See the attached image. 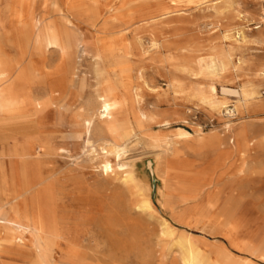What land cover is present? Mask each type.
<instances>
[{
  "label": "rangeland",
  "instance_id": "374dc122",
  "mask_svg": "<svg viewBox=\"0 0 264 264\" xmlns=\"http://www.w3.org/2000/svg\"><path fill=\"white\" fill-rule=\"evenodd\" d=\"M0 65V264H264V0H0Z\"/></svg>",
  "mask_w": 264,
  "mask_h": 264
},
{
  "label": "bare ground",
  "instance_id": "6f19581e",
  "mask_svg": "<svg viewBox=\"0 0 264 264\" xmlns=\"http://www.w3.org/2000/svg\"><path fill=\"white\" fill-rule=\"evenodd\" d=\"M18 85H22L21 78L12 79L10 73L4 71L0 65V118H6V116L17 113ZM102 108L104 118L108 117L110 112L113 110L112 104L105 99ZM0 135H2L1 131ZM1 143L2 138L0 137V145ZM1 154L2 153H0V229L13 227L15 231L24 233L32 227L34 230L40 232V224L32 217L28 218L26 216V207L24 205V184L23 182H19V173L17 168L14 165L4 166ZM109 168V165H105V170H108ZM144 209H150V205L147 204ZM165 227L166 230H171V228L166 224ZM194 253H196V251L192 249V254ZM185 264H194V262L191 258H187L185 260Z\"/></svg>",
  "mask_w": 264,
  "mask_h": 264
}]
</instances>
